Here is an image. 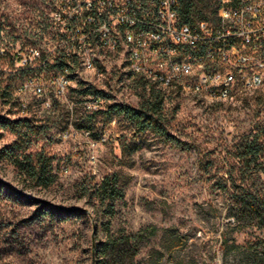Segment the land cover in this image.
Instances as JSON below:
<instances>
[{"label": "rangeland", "instance_id": "obj_1", "mask_svg": "<svg viewBox=\"0 0 264 264\" xmlns=\"http://www.w3.org/2000/svg\"><path fill=\"white\" fill-rule=\"evenodd\" d=\"M42 6L44 0H0V48L34 44L32 16ZM103 69L99 75L76 66L67 96L53 95L51 108L32 96L36 128L23 148L51 158L55 181L41 185L9 158L0 160V264H100L94 245L106 239L109 221L116 236L143 231L133 240L137 255L124 264H258L254 252L264 243V228L238 222L230 208L235 188L264 197V152L257 159L247 152L256 139L264 149V91L240 92L230 101L167 94L162 121L183 142L179 147L152 131L137 132L123 116L108 120L85 107L96 95L106 107L135 108L150 96L148 87H136L121 57ZM24 77H3L4 86ZM8 94L0 97V118L17 119ZM85 124L95 138L73 132ZM17 138L0 128V149ZM111 174L125 191L113 216L98 195Z\"/></svg>", "mask_w": 264, "mask_h": 264}, {"label": "built area", "instance_id": "obj_2", "mask_svg": "<svg viewBox=\"0 0 264 264\" xmlns=\"http://www.w3.org/2000/svg\"><path fill=\"white\" fill-rule=\"evenodd\" d=\"M50 1V28L37 43L0 48V97L14 96V118L30 117L32 96L47 108L53 95L67 96L76 66L101 75L115 57L133 77L200 100L264 91V0H218L216 16L190 23L181 16V0ZM17 75L25 77L4 86L3 77ZM84 104L106 108L99 95ZM73 132L95 138L89 129Z\"/></svg>", "mask_w": 264, "mask_h": 264}, {"label": "trees", "instance_id": "obj_3", "mask_svg": "<svg viewBox=\"0 0 264 264\" xmlns=\"http://www.w3.org/2000/svg\"><path fill=\"white\" fill-rule=\"evenodd\" d=\"M50 0H44V6L36 8L32 16L33 26L30 28V40L35 44L39 38L44 35L50 28L48 10L51 6ZM181 16L187 23L196 20L211 19L218 13V0H181ZM4 26L0 25V40L4 32ZM10 33V32H9ZM136 87H143L150 90L149 98L143 102L139 108L121 103H112L105 109L98 110L97 113L102 114L105 119L111 120L116 117L123 116L135 126L137 132L152 131L176 146L181 147L183 142L171 135L164 122L162 121V112L164 101L167 94L180 92L179 90L168 91L158 88L155 84L149 83L143 79H135ZM0 86L3 87V81L0 79ZM82 93L88 92V89L82 90ZM92 116H88L90 122ZM0 128L13 131L18 137L17 140L2 149H0V160L9 158L19 169V171L32 180H36L41 185H51L55 179L49 170L51 158L43 153L32 154L27 153L23 148V143L29 132L34 131L36 126L34 121L29 118H0ZM81 129H89L88 125L79 126ZM247 152L252 153L254 159L264 152L263 144L256 139L249 145ZM234 189V188H232ZM99 200L108 203L109 213L111 216L115 213V203L118 199L124 197L125 191L120 182L118 174H111L104 178L98 189ZM232 206L230 216L238 222L247 219L256 222L264 228V197L253 192L242 191L235 188L233 190ZM111 221L107 224V237L100 241L97 245L96 261L100 264H124L125 259L130 256L134 257L138 253V244H133V240L142 236L143 231L140 230L135 234L122 233L116 236L110 228ZM132 247V250L130 249ZM130 249V254H129ZM256 261L258 264H264V243L260 248H256Z\"/></svg>", "mask_w": 264, "mask_h": 264}]
</instances>
